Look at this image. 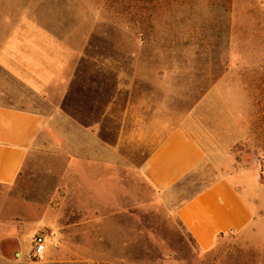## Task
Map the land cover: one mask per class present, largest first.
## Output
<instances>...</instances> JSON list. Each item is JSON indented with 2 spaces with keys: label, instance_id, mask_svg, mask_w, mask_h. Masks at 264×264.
Wrapping results in <instances>:
<instances>
[{
  "label": "rangeland",
  "instance_id": "obj_1",
  "mask_svg": "<svg viewBox=\"0 0 264 264\" xmlns=\"http://www.w3.org/2000/svg\"><path fill=\"white\" fill-rule=\"evenodd\" d=\"M62 2L57 10L68 23L60 33L79 51L86 41L68 109L90 125L100 113L104 139L116 140L117 216L80 213L75 153L40 154L14 185L0 186V264H264V0ZM219 81L236 87L245 118L246 138L233 149L228 174L254 217L203 251L176 208L218 173L199 170L177 195H156L139 172L152 146L124 137L133 126L125 113L182 120ZM113 98V117L103 120ZM38 235L47 252L30 259Z\"/></svg>",
  "mask_w": 264,
  "mask_h": 264
},
{
  "label": "crops",
  "instance_id": "obj_2",
  "mask_svg": "<svg viewBox=\"0 0 264 264\" xmlns=\"http://www.w3.org/2000/svg\"><path fill=\"white\" fill-rule=\"evenodd\" d=\"M62 1L0 0V186L14 185L38 155L68 150L76 154L82 170L77 178L80 213L116 217L121 193L116 140L104 139L100 113H93L90 125L68 109L84 74L86 41L79 51L60 33L68 23L57 10ZM225 85L219 81L182 120L166 121L162 114L143 111L137 117L129 107L125 113L126 124L133 126L124 137L128 133L132 142L152 146L139 172L156 195H177L199 170L218 173L176 208L177 220L203 251L212 250L224 235L243 231L254 217L236 179L228 174L233 149L246 138V128L236 87L226 90ZM106 105L103 120L113 117L116 98Z\"/></svg>",
  "mask_w": 264,
  "mask_h": 264
},
{
  "label": "built area",
  "instance_id": "obj_3",
  "mask_svg": "<svg viewBox=\"0 0 264 264\" xmlns=\"http://www.w3.org/2000/svg\"><path fill=\"white\" fill-rule=\"evenodd\" d=\"M47 252V242L46 238L43 235H38L34 239L33 249L29 253L30 259H40Z\"/></svg>",
  "mask_w": 264,
  "mask_h": 264
}]
</instances>
